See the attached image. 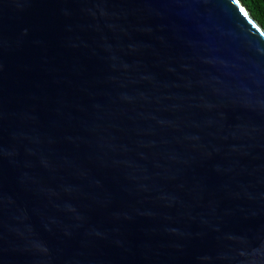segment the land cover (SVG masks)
<instances>
[{"label": "water", "instance_id": "95a60500", "mask_svg": "<svg viewBox=\"0 0 264 264\" xmlns=\"http://www.w3.org/2000/svg\"><path fill=\"white\" fill-rule=\"evenodd\" d=\"M0 264H264L240 0H0Z\"/></svg>", "mask_w": 264, "mask_h": 264}, {"label": "trees", "instance_id": "16d2710c", "mask_svg": "<svg viewBox=\"0 0 264 264\" xmlns=\"http://www.w3.org/2000/svg\"><path fill=\"white\" fill-rule=\"evenodd\" d=\"M252 19L264 30V0H240Z\"/></svg>", "mask_w": 264, "mask_h": 264}, {"label": "snow or ice", "instance_id": "6c2138e0", "mask_svg": "<svg viewBox=\"0 0 264 264\" xmlns=\"http://www.w3.org/2000/svg\"><path fill=\"white\" fill-rule=\"evenodd\" d=\"M241 11H243V10H241Z\"/></svg>", "mask_w": 264, "mask_h": 264}]
</instances>
